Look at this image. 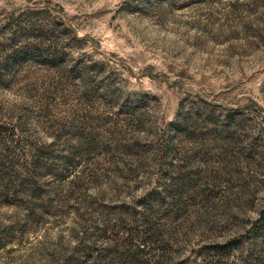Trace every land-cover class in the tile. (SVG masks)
Masks as SVG:
<instances>
[{
  "label": "rangeland",
  "instance_id": "1",
  "mask_svg": "<svg viewBox=\"0 0 264 264\" xmlns=\"http://www.w3.org/2000/svg\"><path fill=\"white\" fill-rule=\"evenodd\" d=\"M0 264H264V0H0Z\"/></svg>",
  "mask_w": 264,
  "mask_h": 264
},
{
  "label": "trees",
  "instance_id": "2",
  "mask_svg": "<svg viewBox=\"0 0 264 264\" xmlns=\"http://www.w3.org/2000/svg\"><path fill=\"white\" fill-rule=\"evenodd\" d=\"M144 241H146V240H144ZM237 241H238V239H233L232 241H230V242H228L226 244H217L213 248L218 253L219 252L221 253V252H224V251L228 250L231 247L230 245L235 244Z\"/></svg>",
  "mask_w": 264,
  "mask_h": 264
}]
</instances>
